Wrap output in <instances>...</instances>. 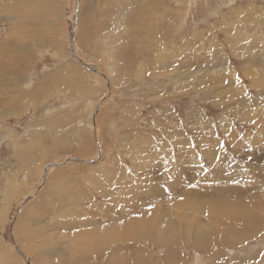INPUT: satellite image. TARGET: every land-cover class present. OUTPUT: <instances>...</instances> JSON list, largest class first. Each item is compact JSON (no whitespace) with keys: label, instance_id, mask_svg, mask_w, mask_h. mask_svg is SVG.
I'll list each match as a JSON object with an SVG mask.
<instances>
[{"label":"rangeland","instance_id":"374dc122","mask_svg":"<svg viewBox=\"0 0 264 264\" xmlns=\"http://www.w3.org/2000/svg\"><path fill=\"white\" fill-rule=\"evenodd\" d=\"M0 264H264V0H0Z\"/></svg>","mask_w":264,"mask_h":264},{"label":"bare ground","instance_id":"6f19581e","mask_svg":"<svg viewBox=\"0 0 264 264\" xmlns=\"http://www.w3.org/2000/svg\"><path fill=\"white\" fill-rule=\"evenodd\" d=\"M152 242V241H151ZM201 242V241H200ZM193 246V245H192ZM190 247V246H189ZM205 249V248H204ZM101 261V260H100Z\"/></svg>","mask_w":264,"mask_h":264}]
</instances>
